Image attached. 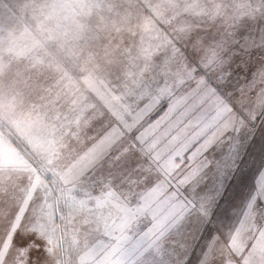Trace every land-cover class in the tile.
Returning a JSON list of instances; mask_svg holds the SVG:
<instances>
[{
	"label": "rangeland",
	"instance_id": "374dc122",
	"mask_svg": "<svg viewBox=\"0 0 264 264\" xmlns=\"http://www.w3.org/2000/svg\"><path fill=\"white\" fill-rule=\"evenodd\" d=\"M261 27L264 0H0V264H197L209 244L216 264H264L256 161L209 230L188 204L163 235L92 165L180 65ZM169 191L190 199L178 178Z\"/></svg>",
	"mask_w": 264,
	"mask_h": 264
},
{
	"label": "snow or ice",
	"instance_id": "6c2138e0",
	"mask_svg": "<svg viewBox=\"0 0 264 264\" xmlns=\"http://www.w3.org/2000/svg\"><path fill=\"white\" fill-rule=\"evenodd\" d=\"M172 77L171 84L158 88L155 103L146 105L147 123L142 116L125 124L116 143L92 162L107 168L100 175L108 187L127 186L129 197L142 201L129 219L151 213L152 228L161 235L184 227L188 204L199 207L202 230H209L217 210L246 186L253 161L264 195V27L256 35L228 37L210 57L180 65ZM186 85L180 95L173 91ZM172 178L190 199L169 191ZM255 203L252 197L248 208ZM154 204L170 210L160 217ZM197 264H216L211 244ZM224 264L231 261L225 258Z\"/></svg>",
	"mask_w": 264,
	"mask_h": 264
}]
</instances>
